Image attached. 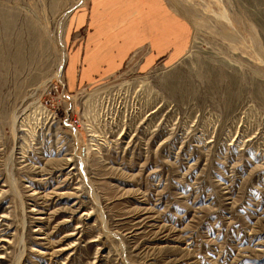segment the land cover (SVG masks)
Returning <instances> with one entry per match:
<instances>
[{"label":"rangeland","instance_id":"rangeland-1","mask_svg":"<svg viewBox=\"0 0 264 264\" xmlns=\"http://www.w3.org/2000/svg\"><path fill=\"white\" fill-rule=\"evenodd\" d=\"M89 2L0 0V264H264V0H166L184 55L83 83Z\"/></svg>","mask_w":264,"mask_h":264},{"label":"crops","instance_id":"crops-1","mask_svg":"<svg viewBox=\"0 0 264 264\" xmlns=\"http://www.w3.org/2000/svg\"><path fill=\"white\" fill-rule=\"evenodd\" d=\"M72 28L67 76L83 83L111 78L131 62L143 72L161 60L174 62L184 55L191 35L190 23L166 0H90Z\"/></svg>","mask_w":264,"mask_h":264},{"label":"bare ground","instance_id":"bare-ground-1","mask_svg":"<svg viewBox=\"0 0 264 264\" xmlns=\"http://www.w3.org/2000/svg\"><path fill=\"white\" fill-rule=\"evenodd\" d=\"M61 37V36H60ZM60 48H61V52H62V65L58 71V73H56V77L54 78V81L58 80L60 81L61 78H62V74H63V69H64V63H65V51H64V42L62 41V39H60ZM52 82V80L50 81ZM49 80H48V84L50 83Z\"/></svg>","mask_w":264,"mask_h":264},{"label":"built area","instance_id":"built-area-1","mask_svg":"<svg viewBox=\"0 0 264 264\" xmlns=\"http://www.w3.org/2000/svg\"><path fill=\"white\" fill-rule=\"evenodd\" d=\"M78 122H79L78 119H75V120L73 121L74 124H77Z\"/></svg>","mask_w":264,"mask_h":264}]
</instances>
